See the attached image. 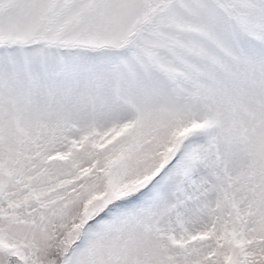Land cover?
<instances>
[{"label": "snow or ice", "instance_id": "obj_1", "mask_svg": "<svg viewBox=\"0 0 264 264\" xmlns=\"http://www.w3.org/2000/svg\"><path fill=\"white\" fill-rule=\"evenodd\" d=\"M0 264H264V0H0Z\"/></svg>", "mask_w": 264, "mask_h": 264}]
</instances>
